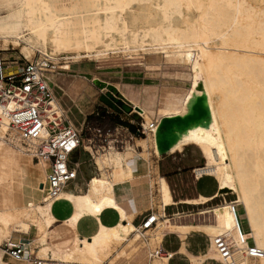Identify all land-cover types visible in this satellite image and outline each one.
Wrapping results in <instances>:
<instances>
[{
    "label": "bare ground",
    "instance_id": "1",
    "mask_svg": "<svg viewBox=\"0 0 264 264\" xmlns=\"http://www.w3.org/2000/svg\"><path fill=\"white\" fill-rule=\"evenodd\" d=\"M260 2L264 3V0H71V4H60L56 0H19L18 10L13 14L15 25L21 24L25 11L33 25L34 18L40 24L51 23L52 17L55 18V36L72 50L70 53L61 56L48 53L44 33L34 31V27L29 29V37L25 39L30 47L41 49L54 59L76 58L80 56L79 50L89 53L91 48L101 54L122 49L136 53L138 50L153 51L160 53L166 61L182 65L186 70L183 78L189 81V87L182 85L183 90L157 103L144 105L116 88L142 116L147 137L145 147L151 143L155 155H159L156 133L160 121L165 117L185 115L191 99L207 95L212 117L210 127L190 129L169 153H182L189 146L199 148L206 163L194 170L196 176L215 178L219 188L216 198L223 192L236 196L235 201L226 202L218 210L226 212L229 221L226 227L205 226L215 236L212 238L215 257L219 258L216 241L226 238L233 254L228 260L230 264H247L249 261L264 264V258L252 257L247 252L250 246L264 252V5L261 6ZM25 50L30 61L32 52ZM200 78L203 79L202 87ZM94 84L102 91L108 90V84L100 79H95ZM52 108L58 118L64 117L59 109L56 111L53 103ZM75 116L70 111L68 117L72 124L68 122L80 131L83 122L75 120ZM155 121L158 125L151 129ZM10 130L13 129L9 120L2 118L0 146ZM28 143L35 146L34 157L40 141ZM132 150L130 146L123 152L112 149L96 159L99 176L91 178L85 194L76 196L78 214L69 219L73 226H77L86 217L94 218L100 228L90 238H80L74 251L63 256L49 253L45 237L52 219L47 214H40L34 205L19 215L5 206L0 208V226L6 230L0 237V246L14 240V233L28 236L36 230L42 235L40 239L31 244L27 239L21 242L30 244L32 253L43 261L133 263L137 262L136 256L140 257L142 251L151 255L150 243L143 241V249L139 243L145 239V230L132 224V215L117 201L118 191L137 180L149 165V153H144L138 160L131 154ZM37 164H43V182L47 185L49 165L43 161ZM106 168L112 170L110 175H107ZM168 185L165 177H159L158 202L163 212L162 217L155 214L156 228L151 232L156 244L155 238L162 236L166 226H170L169 217L164 213L166 207L174 204ZM43 199L44 205L55 204L45 194ZM63 199L65 191L60 200ZM209 199L200 196L182 203L201 206ZM107 210L119 214L120 220L115 226L101 222V216ZM1 227L0 235L3 234ZM113 245L118 248L114 252ZM3 256L1 252L0 264H15Z\"/></svg>",
    "mask_w": 264,
    "mask_h": 264
},
{
    "label": "rangeland",
    "instance_id": "2",
    "mask_svg": "<svg viewBox=\"0 0 264 264\" xmlns=\"http://www.w3.org/2000/svg\"><path fill=\"white\" fill-rule=\"evenodd\" d=\"M56 1L60 4H71V0ZM256 3L258 4L259 2ZM260 5L263 6L264 3L260 2ZM18 7L19 0H0V55L5 58H20V63H24L25 59L28 60L27 51L25 50L27 49L32 52L30 61H51L53 65L46 71L45 77L54 94L53 105L56 111L59 109L70 123L68 113L71 111L76 115L75 120L83 122L79 132L85 130L84 139L93 138L96 143L106 137L107 141L116 139L123 142L122 148L115 147L114 142H110L104 151L101 148H97V152L87 146L94 155L93 159L81 149L72 154V162L80 163L79 175L76 182L70 184L65 190V199H63L71 204L72 215L78 213L76 196L85 194L91 178L99 176L96 159L102 158L112 149L123 152L127 146H130L131 149L133 148L131 154L138 160L142 158L144 153H149V165L138 176L137 180L130 183V185H125L126 187L124 186V188L122 187L123 189L120 192L118 191L120 202L125 204L130 211L137 214V210L131 209V205L136 204L133 191L136 192L137 190L139 198H136V200L142 201L144 206L152 208L144 212L143 216L151 211H154L156 215H160L161 208L158 204L159 202H157L158 178L167 177L166 180L171 187L174 201L178 204L168 207L166 214L171 217L173 216L172 213L176 212L174 214H181L183 219L170 218L172 228L168 227L165 230V237L169 235L164 242L165 248L167 246L176 248L181 245V241L184 243L189 235L195 234L197 236H189L187 240L189 248H200L207 253L202 256H193L183 247L179 252L186 254L191 264H203L207 260V256L212 258L211 260H216L213 259L212 239L209 235L215 236L206 227L204 229L209 235L199 229H183L182 226L212 224L225 227L227 225L225 211L220 209L221 211L213 212V208H215L214 210L217 208L219 210L225 205V201H235L236 196L223 192L224 196L221 194L219 198H216V196L210 197L205 206L180 203L182 200L198 198V191L206 194L214 193L218 186L213 177H206L199 183L195 179L194 170L204 167L206 163L201 150L195 146H189L182 153H168L164 157L155 155L151 143L145 147L147 137L138 132L143 119L134 110L130 113L120 109L114 110L112 105L117 104L109 97L110 93L115 99L121 100V93L116 88L118 87L131 99L137 100L144 105H149L151 102L157 103V101L165 100L166 96L183 90V86L189 87V81L183 78L186 70L178 62L166 61L160 53L157 54L153 51L143 52L142 50H138L137 53L133 50H123V53L122 49H117L114 50L115 52L109 50V53L106 51V53L102 52L103 54H101L96 49L91 48L89 53L85 50H79L80 56L76 58L67 57L65 60L61 59V57H58V59L51 58L47 53L42 52L41 49L30 47L25 42V39L29 37V29L34 27V31L44 33L48 53L53 52L60 56L70 53L72 50L61 44L55 36V29H57L55 18L52 17L53 21L48 24L37 23L36 18H34L33 25L30 22L27 11H25L21 24L15 25L13 14L18 10ZM61 19H64V16ZM13 25L15 27L11 28ZM72 31L74 30L72 29ZM81 40L83 39L81 38ZM17 69V67L9 68L6 73L14 74ZM95 79H100L107 84L113 85L118 91L115 93L109 89L100 90L94 84ZM199 83L200 87H202V78H200ZM102 97L106 99L102 101ZM125 124L133 125L137 130V134H133L128 130ZM72 126L74 127V125ZM89 128L93 131L87 132ZM107 134L110 136H107ZM4 139L5 141L0 146V208L5 206L4 208L7 207L6 209L19 215L25 210L29 211L34 205V208L40 214H47L52 218V223H54L47 232V244L50 247L49 253L63 256L65 252L71 251L77 245L79 237L76 232L77 227L71 225L69 219H67L62 223L61 228H56L57 221L52 215L54 204H43V196L46 189V184L43 182L45 172L41 168L43 164H37L33 159L32 154L35 146L23 140L14 130H10ZM158 167L163 169L162 172L160 170V174ZM105 171L107 175L112 172L110 168H106ZM66 202L61 200V202L56 204L54 208L56 215L69 213L70 206ZM206 211L208 213H204ZM198 214L204 215L200 216ZM108 219L112 220L114 218L109 216ZM88 222H84L83 227L85 231L91 232L94 227L91 221L88 220ZM139 224L140 222L137 221L134 225L139 230H142V228L138 227ZM155 228L156 225L149 233L142 230L143 235L146 234L145 239L139 241L142 244L140 245L141 247H143L145 242L150 243V258L149 255H145V257L140 255L137 262L118 261L114 264H169V257L156 256L155 254L157 249L162 247L161 236L157 239L155 238L158 244L153 242L154 237L151 238V232ZM2 229L3 234L0 237H3L6 233L5 228ZM55 236L57 239L51 241ZM41 237L42 235L36 230L28 236L16 233L12 235V239L16 241L27 239L30 244ZM116 249H118L117 246L113 245L112 251L114 252ZM7 261L11 260L7 259ZM247 264H261V262L249 261Z\"/></svg>",
    "mask_w": 264,
    "mask_h": 264
},
{
    "label": "built area",
    "instance_id": "3",
    "mask_svg": "<svg viewBox=\"0 0 264 264\" xmlns=\"http://www.w3.org/2000/svg\"><path fill=\"white\" fill-rule=\"evenodd\" d=\"M52 65L53 63L48 60L38 62L25 59L24 63H20V58H5L0 55V122L2 118L8 119L9 126L25 141H40L33 159L37 163L43 161L49 165L44 194L49 201L56 203L61 201L62 192L78 178L80 163H73L71 159L75 151L81 149L93 159L94 155L88 147L97 152V148L106 147L110 142H114L115 147L122 148L123 142L116 139L107 141L106 137L96 143L93 138L84 139L85 130L79 132L64 117L63 120L58 118L52 111L53 91L46 84L43 76ZM14 66L18 68L16 73H6V70ZM137 114L140 116L139 113ZM157 125L155 121L151 129ZM140 127L138 132L145 135L143 122ZM91 131H93L91 128L87 130V132ZM194 176L196 180L200 179L195 173ZM155 223V214L151 211L142 219L138 227L145 231L151 230ZM216 242L220 260L206 261L230 264L228 260L233 254L226 238H220ZM1 252L15 264H62L39 260L32 253L30 245L21 241L5 242L0 246V255ZM247 252L252 257L264 258V252L254 246L248 247ZM155 254L170 259L173 255L164 251L162 247L158 248ZM5 257L3 256V259Z\"/></svg>",
    "mask_w": 264,
    "mask_h": 264
},
{
    "label": "crops",
    "instance_id": "4",
    "mask_svg": "<svg viewBox=\"0 0 264 264\" xmlns=\"http://www.w3.org/2000/svg\"><path fill=\"white\" fill-rule=\"evenodd\" d=\"M158 172H159V174H160V169H159V167H158ZM204 178H206V177H203V178H201V179H199V180H196L197 181V183H199V182H201ZM208 178H210V177H208ZM159 179V178H158ZM212 179V178H211ZM167 183H168V181H167ZM169 184V183H168ZM130 185V184H129ZM218 185V184H217ZM169 186V185H168ZM126 187V186H125ZM124 188V187H123ZM123 188H121L120 190H119V192L123 189ZM169 190H170V194H171V198H172V200H173V202H174V204L173 205H177L178 203H176L175 201H174V196H173V193H172V190H171V187L169 186ZM119 192H118V195H117V201H118V204L124 209V210H126V212L128 213V214H131L132 215V224L134 225V224H136L137 223V221L138 222H140L141 223V221H142V219L146 216H143V213L144 212H146V211H149V210H151L152 208H149L148 206H144L143 204H142V201L140 202V201H137L136 200V198H139L138 196H139V194H138V191L136 190V192L135 191H133V195L135 196L134 197V202H136V204H133V205H131V209H135V210H137L138 211V213L136 214V213H134L133 211H130L129 210V208L125 205V204H123V203H121L120 202V200H119ZM219 193V188H218V186H217V188H216V190H215V192L214 193H211V194H206V193H202V192H199L198 191V198L200 197V196H204V197H208V198H210V197H213V196H215L216 194H218ZM198 198H196V199H198ZM187 200H195V199H187ZM216 200V199H215ZM63 202H66V201H64V200H62ZM183 201V200H182ZM182 201H180V203H182ZM58 202H61V201H58ZM58 202H56L55 204H54V206H53V210H52V215L55 217V219H56V221H57V224H56V228H61L62 227V223L65 221V220H67V219H69V217L72 215V212H73V210H72V206H71V204H69L68 202H66V203H68V205L70 206V211H69V213L68 214H64V215H56L55 214V212H54V208H55V206H56V204L58 203ZM157 202H158V199H157ZM138 203H139V207H138ZM225 203H226V201H225ZM159 204V203H158ZM189 205H191V204H189ZM207 205V204H206ZM172 206V205H171ZM197 206H200V205H197ZM201 206H205V205H201ZM168 207H170V206H168ZM168 207H166L165 209H164V213L166 214V209L168 208ZM161 208V207H160ZM215 208H213V212H218V208L216 209V210H214ZM206 210V209H205ZM205 210H203V211H205ZM163 211H161V213H162ZM111 213H113V214H111ZM174 213H176V212H173L172 214H174ZM202 213V212H201ZM204 213H208L207 211L206 212H204ZM226 213V212H225ZM78 214V213H77ZM76 214V215H77ZM148 215V214H147ZM167 215V214H166ZM198 215H204V214H198ZM73 216V215H72ZM109 216H112V218H114V219H108L109 218ZM160 217H162L161 216V214L159 215ZM171 217H175L176 218V220H181V219H183V218H181V214H174L173 216H171ZM171 217H169V221H170V228H172V224H171V220H170V218ZM52 219V218H51ZM88 220L89 221H91V224L93 225V227H94V229H93V231H91V232H88V231H85L84 230V227H83V225L85 224L84 222H87V223H89L88 222ZM119 220H120V217H119V214L117 213V212H115V211H113V210H107V211H105L103 214H102V216H101V222L104 224V225H106V226H115L116 224H118V222H119ZM69 223L72 225V223L70 222V219H69ZM228 223H229V221H228V218H227V225H228ZM54 223H52L51 224V226L53 225ZM209 224H203V225H190V226H182V228L183 229H188V228H196V229H199V230H201V231H203V232H205V233H207V235H209L208 234V232H206V230L204 229V227L205 226H208ZM210 225H212V224H210ZM226 225V226H227ZM135 226V225H134ZM225 226V227H226ZM74 227H77V229H76V232H77V234H78V242H79V239L80 238H90V236L91 235H94L96 232H98V230H99V223L94 219V218H90V217H87V218H84L83 220H80V223H78V225L77 226H74ZM136 227V226H135ZM186 227V228H185ZM137 228V227H136ZM166 229H168V227L166 226ZM165 229V230H166ZM171 235H173V234H171ZM176 235V234H175ZM189 236H192V237H195V236H197V235H189ZM189 236H188V238L186 239V241L183 243L182 241H181V245L180 246H178V247H176V248H169V250H167L166 248H165V246H164V242H165V239L167 238V237H169V235H167L166 237H165V231H164V233L162 234V236H161V243H162V248H163V250L164 251H166V252H169V253H172L173 255H172V258L170 259V261H169V264H191V262H190V259H189V257L186 255V254H182V253H180L179 251L181 250V248L183 247L189 254H191V255H193V256H202V255H205L207 252H205V251H203V250H201L200 248H195V249H190L189 248V245L187 244V240L189 239ZM209 237L212 239L213 237L212 236H210L209 235ZM45 239H46V243H47V235H46V237H45ZM57 239V237L55 236V237H53V239L51 240V241H55ZM181 240V239H180ZM78 242H77V245H78ZM76 245V246H77ZM47 247H48V244H47ZM141 247V246H140ZM76 248V247H75ZM75 248L74 249H72L71 251H68V252H65L64 254H66V253H69V252H72V251H74L75 250ZM211 248H212V251H213V245H211ZM48 249H49V251H50V247H48ZM141 249H143L142 247H141ZM208 251V250H207ZM145 255H148L147 253H144L143 251H142V256L143 257H145ZM136 258H137V260H139V257L138 256H136ZM149 258H150V255H149ZM148 258V259H149ZM207 259H212V258H210L209 256H207L206 257ZM146 259V258H145ZM213 259H216V260H220L219 258H217V257H215V256H213ZM203 264H220V263H218V262H209V261H205Z\"/></svg>",
    "mask_w": 264,
    "mask_h": 264
},
{
    "label": "water",
    "instance_id": "5",
    "mask_svg": "<svg viewBox=\"0 0 264 264\" xmlns=\"http://www.w3.org/2000/svg\"><path fill=\"white\" fill-rule=\"evenodd\" d=\"M104 86V83H101ZM107 89L112 92H117L118 90L113 86L108 84ZM114 102V110L120 109L128 113L132 112L134 108L125 98L120 95V99H115L110 93ZM106 99L101 98L102 101ZM212 121L211 111L208 103V98L206 94L195 96L190 100L188 105V112L181 116L165 117L159 123V128L156 133V142L159 156H164L169 153V151L178 143L181 136L187 133L190 129L202 127H210Z\"/></svg>",
    "mask_w": 264,
    "mask_h": 264
},
{
    "label": "trees",
    "instance_id": "6",
    "mask_svg": "<svg viewBox=\"0 0 264 264\" xmlns=\"http://www.w3.org/2000/svg\"><path fill=\"white\" fill-rule=\"evenodd\" d=\"M126 125V127L128 128V130H130L133 134H137V130H136V128H134V126L133 125H131V124H125ZM164 157V156H163ZM160 170H161V172L163 171V169H162V167L160 168ZM167 178V177H166ZM92 236V235H91ZM90 236V237H91ZM167 250H169V247L167 246V248H166Z\"/></svg>",
    "mask_w": 264,
    "mask_h": 264
}]
</instances>
